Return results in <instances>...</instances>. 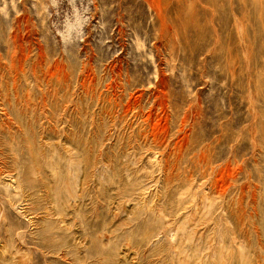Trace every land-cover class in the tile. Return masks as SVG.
I'll return each instance as SVG.
<instances>
[{
	"label": "rangeland",
	"instance_id": "obj_1",
	"mask_svg": "<svg viewBox=\"0 0 264 264\" xmlns=\"http://www.w3.org/2000/svg\"><path fill=\"white\" fill-rule=\"evenodd\" d=\"M0 264H264V0H0Z\"/></svg>",
	"mask_w": 264,
	"mask_h": 264
}]
</instances>
